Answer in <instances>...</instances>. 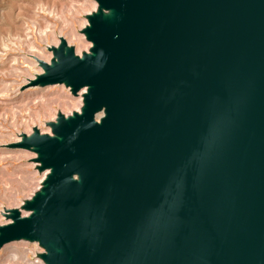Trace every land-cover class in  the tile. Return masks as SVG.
<instances>
[{
    "label": "water",
    "instance_id": "1",
    "mask_svg": "<svg viewBox=\"0 0 264 264\" xmlns=\"http://www.w3.org/2000/svg\"><path fill=\"white\" fill-rule=\"evenodd\" d=\"M31 86L57 112L12 147L46 172L3 208L0 249L40 264H264V0H94Z\"/></svg>",
    "mask_w": 264,
    "mask_h": 264
},
{
    "label": "rangeland",
    "instance_id": "2",
    "mask_svg": "<svg viewBox=\"0 0 264 264\" xmlns=\"http://www.w3.org/2000/svg\"><path fill=\"white\" fill-rule=\"evenodd\" d=\"M92 2L95 3L94 0H0V212L3 208L19 207L39 187L41 177L33 162L35 154L12 147L11 143L18 141L21 133H31L33 126L49 133L46 122L55 119L57 112L65 115L73 112L68 101L79 99V93L73 96L64 85L31 86L29 81L42 71L37 60L49 62L52 54L48 46L57 45L60 36L68 41L71 32L89 44L80 31L87 24V12L81 5L90 13ZM82 20L85 24L80 27ZM69 45L76 54L84 51L78 48L77 41H70ZM80 98L82 102V95ZM4 221L0 213V223ZM41 251L35 242H11L0 249V264H40Z\"/></svg>",
    "mask_w": 264,
    "mask_h": 264
},
{
    "label": "bare ground",
    "instance_id": "3",
    "mask_svg": "<svg viewBox=\"0 0 264 264\" xmlns=\"http://www.w3.org/2000/svg\"><path fill=\"white\" fill-rule=\"evenodd\" d=\"M70 2V1H69ZM71 2H73V1H71ZM61 3H63V2H61ZM88 4V3H87ZM62 5V4H61ZM71 5V4H70ZM69 5V7H71ZM59 6V5H58ZM84 5H81V8L83 9V10H85L87 13H89V11H87L88 9H86L85 7H83ZM89 6H90V10H93L94 11V9H95V3H90L89 4ZM64 7V6H63ZM18 10V9H17ZM76 12V11H75ZM86 13V14H87ZM61 15V14H60ZM43 19H45V18H43ZM83 21V20H82ZM78 22H79V20H78ZM84 24H85V21H83V22H80V24H79V26L80 27H83L84 26ZM85 27V26H84ZM43 32V31H42ZM22 34V33H21ZM53 34V33H52ZM17 36V35H16ZM27 36V35H26ZM53 36V35H52ZM22 37H23V35H22ZM78 37V36H77ZM76 37V35H75V33L74 32H71L70 33V37L69 38H71V39H69L68 41H67V44H69V42L70 41H77V43H78V48L80 49V48H82L85 52H87V49H88V47L90 46V43L89 44H86V43H84L83 41H81V39L79 38H77ZM54 39V38H53ZM24 40V39H23ZM34 41V40H33ZM11 43V42H10ZM26 43V42H25ZM28 43V42H27ZM2 45V44H1ZM0 45V46H1ZM31 45V44H30ZM19 47V46H18ZM3 48H4V45H3ZM31 48H34V47H32L31 46ZM5 49H7L6 47H5ZM4 50V49H3ZM34 50V49H33ZM32 51V50H31ZM83 51V52H84ZM32 52H36L35 50L34 51H32ZM37 52H39V51H37ZM80 51L78 50L77 51V53H79ZM33 54V53H32ZM17 55V54H16ZM41 55V54H40ZM28 60V59H27ZM12 62V61H11ZM26 62V61H25ZM12 63H14V62H12ZM19 63V62H18ZM17 63V64H18ZM2 65V64H1ZM8 65V64H7ZM13 70V69H12ZM15 71V70H14ZM23 71V70H22ZM12 72V71H11ZM20 72V71H19ZM22 73H24V72H22ZM15 74V73H14ZM8 75H9V72H8ZM5 76V75H4ZM23 76V75H22ZM6 83V82H5ZM2 84V83H1ZM17 89V88H16ZM5 92V91H4ZM84 93V89H82L81 91H79V99H71L70 101H68V104H70L71 106H72V108H73V111H77V112H79V108H80V106H81V98H80V95H82ZM1 99V98H0ZM11 102V101H10ZM3 103V102H2ZM4 106V105H3ZM42 108H43V106H42ZM47 108V107H46ZM48 108H50V107H48ZM44 109V108H43ZM47 110V109H46ZM50 110V109H49ZM48 112V111H47ZM51 112V111H50ZM67 113H69V112H67ZM49 114V113H48ZM52 119V118H51ZM43 131V130H42ZM48 133V132H47ZM24 154V153H23ZM26 155V154H25ZM31 156V155H30ZM45 173L46 172H43L42 174H41V177H40V179H39V182L42 180V178L44 177V175H45Z\"/></svg>",
    "mask_w": 264,
    "mask_h": 264
}]
</instances>
